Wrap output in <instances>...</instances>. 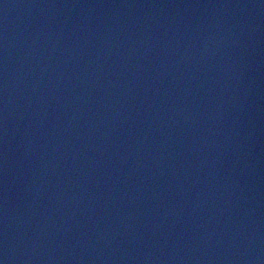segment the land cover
I'll use <instances>...</instances> for the list:
<instances>
[{
    "label": "water",
    "instance_id": "obj_1",
    "mask_svg": "<svg viewBox=\"0 0 264 264\" xmlns=\"http://www.w3.org/2000/svg\"><path fill=\"white\" fill-rule=\"evenodd\" d=\"M2 264H264V0H0Z\"/></svg>",
    "mask_w": 264,
    "mask_h": 264
},
{
    "label": "snow or ice",
    "instance_id": "obj_2",
    "mask_svg": "<svg viewBox=\"0 0 264 264\" xmlns=\"http://www.w3.org/2000/svg\"><path fill=\"white\" fill-rule=\"evenodd\" d=\"M0 264H2V262H0Z\"/></svg>",
    "mask_w": 264,
    "mask_h": 264
}]
</instances>
